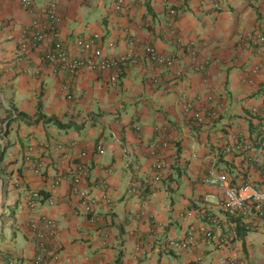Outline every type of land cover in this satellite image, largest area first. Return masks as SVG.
Wrapping results in <instances>:
<instances>
[{"label": "crops", "instance_id": "crops-1", "mask_svg": "<svg viewBox=\"0 0 264 264\" xmlns=\"http://www.w3.org/2000/svg\"><path fill=\"white\" fill-rule=\"evenodd\" d=\"M49 1L27 9L0 0V264H31V220L41 213L59 225L61 258L49 264H216L229 251L264 264V227L223 215L222 189L204 182L215 169L264 188V43H255L264 0H125L121 9L117 0H55L72 55L137 59L106 72L47 61L50 36L21 51L24 29L47 19ZM150 45L175 61H151ZM162 154L169 167L157 181ZM80 169L91 213L73 191ZM34 191L44 197L36 211L27 204ZM209 192L216 199L205 203ZM188 229L195 245L167 247ZM221 238L229 250L217 247Z\"/></svg>", "mask_w": 264, "mask_h": 264}, {"label": "built area", "instance_id": "built-area-1", "mask_svg": "<svg viewBox=\"0 0 264 264\" xmlns=\"http://www.w3.org/2000/svg\"><path fill=\"white\" fill-rule=\"evenodd\" d=\"M24 7L32 9L34 6V0H21ZM125 0H117L116 8L121 9ZM219 8H222L220 4ZM170 14L175 15V8L169 10ZM47 19L44 22L33 24L24 29L22 34V40L20 49L23 52H27L32 49H37L40 45L47 41L50 36L52 39V46L43 53V58L47 61L58 65L59 67L68 69L72 72L77 71L83 67H89L96 71H118L123 70L131 63H136L137 59L132 54H122L120 56H105L100 49H96L86 59L75 57L70 53L66 47V41L61 30L62 16L59 13L58 5L55 0H50L45 9ZM264 43V34L259 35L255 43ZM80 46L83 45V41H79ZM148 58L160 65H171L175 61L174 54H166L160 52L155 46H148L147 49ZM198 70L205 69L204 64H198L196 66ZM185 97V96H184ZM192 102L185 98V108L190 109ZM196 121L201 122L203 115L197 111L194 113ZM264 135V134H263ZM168 140L163 138L162 145L167 147ZM240 146H238L239 148ZM100 151H103L101 147ZM230 150V149H229ZM169 163L164 154L160 158L155 159L154 168L156 170L155 180L159 181L165 175ZM84 170L80 169L74 178L75 186L73 191L80 195L82 203L88 213L94 211L95 204L91 200V196L85 188L81 187ZM204 182L209 185L218 186L222 189V198L217 201L222 208L223 215L234 218L239 225V220L247 230H257L264 227V188L258 187L251 183L244 184H232L229 182L228 174L225 172H219L215 169H211L208 174L204 176ZM42 194L39 191H34L27 197V204L33 210L36 211L42 204ZM216 199V194L209 192L205 194V203H210ZM50 204H54L53 200H50ZM193 212L189 211L187 216H192ZM90 220L95 222L97 217L94 213L90 215ZM31 228L34 231L33 234L36 237V249L37 252L32 260V264H49L51 260L58 261L61 258V242L59 240V225L49 214L41 213L38 216H34L31 220ZM206 238H214L212 231H207ZM167 247L175 249H189L196 244V231L194 229H188L186 234L182 238H170L167 240ZM219 249H228L230 247V241L226 238H221L217 242ZM229 250V249H228ZM230 250H233L230 248ZM216 264H252L247 258L240 256L239 254L229 251L222 253L218 256Z\"/></svg>", "mask_w": 264, "mask_h": 264}, {"label": "trees", "instance_id": "trees-1", "mask_svg": "<svg viewBox=\"0 0 264 264\" xmlns=\"http://www.w3.org/2000/svg\"><path fill=\"white\" fill-rule=\"evenodd\" d=\"M51 120H55L56 121L55 118H51ZM263 134H264V130L261 129L260 131H258L257 138L260 139V140H263L264 139V135ZM243 145L245 146L244 143H243Z\"/></svg>", "mask_w": 264, "mask_h": 264}, {"label": "clouds", "instance_id": "clouds-1", "mask_svg": "<svg viewBox=\"0 0 264 264\" xmlns=\"http://www.w3.org/2000/svg\"><path fill=\"white\" fill-rule=\"evenodd\" d=\"M60 251H61V249H60ZM37 252V251H36ZM61 255V254H60ZM35 256V255H34ZM34 258V257H33ZM33 260V259H32ZM50 263V262H49ZM31 264H32V261H31Z\"/></svg>", "mask_w": 264, "mask_h": 264}]
</instances>
